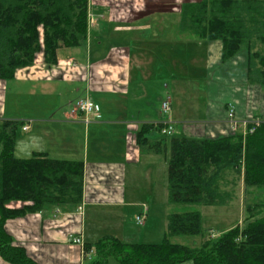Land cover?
I'll return each mask as SVG.
<instances>
[{"label":"crops","instance_id":"1","mask_svg":"<svg viewBox=\"0 0 264 264\" xmlns=\"http://www.w3.org/2000/svg\"><path fill=\"white\" fill-rule=\"evenodd\" d=\"M197 1L88 0L87 13L96 19L87 25L84 44L58 48L52 65L38 52L13 78L0 79V121L19 120L25 133L15 140V156L41 152L84 163L76 207L52 206L5 221L14 243L37 263L84 264L81 247L71 241L75 236L85 244L106 236L125 243L164 239L176 205L168 200L169 150L159 154L139 146L135 133L142 123H170L177 136L215 138L232 134L229 105L239 121L264 120V86L248 82L245 51L224 60L221 40L179 30L182 5ZM196 67L204 73L205 104L193 118L186 107L196 96L185 79L195 76ZM85 97L100 106L88 123L82 113H70V105ZM167 97L170 111L164 114ZM183 122L179 131L176 124ZM140 214L142 223L136 221ZM213 235L209 228L205 238ZM195 237L173 242L195 246L201 241ZM0 264L11 263L0 256ZM107 264L120 263L110 256Z\"/></svg>","mask_w":264,"mask_h":264},{"label":"trees","instance_id":"2","mask_svg":"<svg viewBox=\"0 0 264 264\" xmlns=\"http://www.w3.org/2000/svg\"><path fill=\"white\" fill-rule=\"evenodd\" d=\"M88 0H0V79L13 78L17 69L33 63L38 52L48 65L57 49L80 46L87 39ZM179 30L196 38L222 41V59L246 53L247 80L264 86V0H200L185 3ZM19 120L0 121V256L11 264H39L15 244L4 225L9 218L52 206L74 208L82 201L84 163L35 152L29 158L14 154ZM163 123H142L135 133L139 146L155 153L169 150L168 200L184 205L167 216V233L159 243H125L106 236L85 248L96 257L84 264H264V120L246 135L215 138L171 136L150 141L151 130ZM248 126H251L248 124ZM238 180L245 194L256 198L246 205L245 222L218 239L206 237L196 206L230 203ZM20 202V206L12 203ZM261 212V213H259ZM259 214V215H258ZM172 236H199L189 246Z\"/></svg>","mask_w":264,"mask_h":264},{"label":"rangeland","instance_id":"3","mask_svg":"<svg viewBox=\"0 0 264 264\" xmlns=\"http://www.w3.org/2000/svg\"><path fill=\"white\" fill-rule=\"evenodd\" d=\"M195 76H186L185 79V85L187 88H193V93L196 96V100L193 105V107L188 108L186 107L189 112H187L189 116L193 118H198L200 115H202L203 112V106L205 104V95L203 91V86L205 85L204 80V73L202 70H200L199 67H196L193 70ZM188 94V93H187ZM44 99V98H42ZM49 102V100H47ZM188 102V101H185ZM186 106V104H184ZM43 110V109H42ZM49 117V116H48ZM184 125L183 123H177L176 127H178V130H182ZM177 133L173 129L171 134L164 135L157 130L151 132L148 136L149 139L155 140L160 139L161 137H167V140L171 136H177ZM25 133L21 131L20 127H17L16 131V139H21V137L24 138ZM21 141H19L20 143ZM256 201V198H254L253 195L247 193L245 194L243 189V183L242 180H238L237 184L234 188L233 198L230 201L229 205H222V206H196L197 209L201 211L202 214V225L204 228L212 229L213 232V239H218L225 231L230 229V227H233L237 224L242 225L245 222L246 216L248 215V212L246 211V205L252 204ZM186 209L184 205H173V211H183ZM261 213V212H259ZM259 215V214H258ZM186 240L185 238H191L190 236H180L177 238H172V241L176 240ZM195 238H199V236H196ZM195 240V239H194Z\"/></svg>","mask_w":264,"mask_h":264},{"label":"built area","instance_id":"4","mask_svg":"<svg viewBox=\"0 0 264 264\" xmlns=\"http://www.w3.org/2000/svg\"><path fill=\"white\" fill-rule=\"evenodd\" d=\"M95 17L91 13H87V25H92L95 21ZM100 106L89 98H79L74 101L70 105V113L77 114L82 113L84 115V122L88 123L90 119L94 116H99ZM161 111L166 114L170 111V99L169 97L165 98L161 102ZM227 116L230 122V127L232 133H241L243 136L246 135L247 132H252L254 127L258 125L259 120L251 119V120H237L234 115V106L229 105ZM250 124L251 126H248ZM23 129H27L28 125L22 127ZM172 125L170 123H164L160 128V133L164 135H169L172 132ZM80 207H78L79 209ZM144 219L143 214L136 216V221L138 223H142ZM212 236V235H211ZM74 244H77L81 247L82 255L84 259L90 258V256L94 253V248H85V242L80 236H75L71 240Z\"/></svg>","mask_w":264,"mask_h":264}]
</instances>
